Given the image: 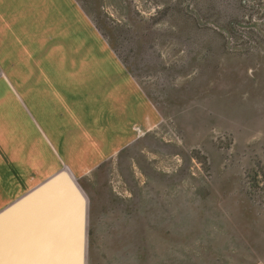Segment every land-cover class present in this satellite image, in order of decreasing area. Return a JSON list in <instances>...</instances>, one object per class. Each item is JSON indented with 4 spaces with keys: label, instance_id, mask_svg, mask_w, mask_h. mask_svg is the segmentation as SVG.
Masks as SVG:
<instances>
[{
    "label": "rangeland",
    "instance_id": "374dc122",
    "mask_svg": "<svg viewBox=\"0 0 264 264\" xmlns=\"http://www.w3.org/2000/svg\"><path fill=\"white\" fill-rule=\"evenodd\" d=\"M76 3L139 98L125 92L123 129L46 139L47 165L0 214L66 171L87 199L85 264L264 263V0Z\"/></svg>",
    "mask_w": 264,
    "mask_h": 264
},
{
    "label": "crops",
    "instance_id": "0c3cea01",
    "mask_svg": "<svg viewBox=\"0 0 264 264\" xmlns=\"http://www.w3.org/2000/svg\"><path fill=\"white\" fill-rule=\"evenodd\" d=\"M76 4V0H0L3 198L5 189L13 191L12 200L38 178L47 165L46 139L59 149L79 144L77 136H95L87 128L123 129L125 92L132 103L133 96L139 98L135 79ZM146 107L144 111L156 119ZM124 143L122 131L114 135L113 144ZM4 205L0 201V207ZM196 256V264H229L204 250Z\"/></svg>",
    "mask_w": 264,
    "mask_h": 264
},
{
    "label": "water",
    "instance_id": "95a60500",
    "mask_svg": "<svg viewBox=\"0 0 264 264\" xmlns=\"http://www.w3.org/2000/svg\"><path fill=\"white\" fill-rule=\"evenodd\" d=\"M87 199L62 171L0 214V264H85Z\"/></svg>",
    "mask_w": 264,
    "mask_h": 264
}]
</instances>
